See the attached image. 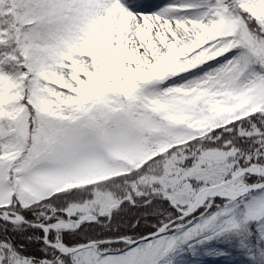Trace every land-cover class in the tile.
Here are the masks:
<instances>
[{"label":"snow or ice","instance_id":"6c2138e0","mask_svg":"<svg viewBox=\"0 0 264 264\" xmlns=\"http://www.w3.org/2000/svg\"><path fill=\"white\" fill-rule=\"evenodd\" d=\"M0 264H264V0H0Z\"/></svg>","mask_w":264,"mask_h":264},{"label":"bare ground","instance_id":"6f19581e","mask_svg":"<svg viewBox=\"0 0 264 264\" xmlns=\"http://www.w3.org/2000/svg\"><path fill=\"white\" fill-rule=\"evenodd\" d=\"M153 2H158V0H153Z\"/></svg>","mask_w":264,"mask_h":264}]
</instances>
